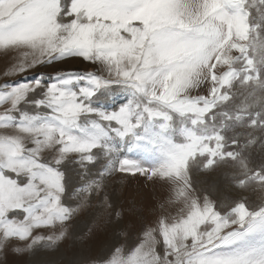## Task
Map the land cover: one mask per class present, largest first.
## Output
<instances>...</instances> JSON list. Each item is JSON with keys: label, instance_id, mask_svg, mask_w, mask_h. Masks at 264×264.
<instances>
[{"label": "snow or ice", "instance_id": "1", "mask_svg": "<svg viewBox=\"0 0 264 264\" xmlns=\"http://www.w3.org/2000/svg\"><path fill=\"white\" fill-rule=\"evenodd\" d=\"M0 50L19 77L0 83V254L54 247L92 200L115 228L117 172L171 193L154 226L89 264H264V199L217 205L190 179L227 166L238 188L264 190L251 158L264 148V0H0ZM74 60L87 67L63 68ZM68 164L89 177L71 190Z\"/></svg>", "mask_w": 264, "mask_h": 264}, {"label": "rangeland", "instance_id": "2", "mask_svg": "<svg viewBox=\"0 0 264 264\" xmlns=\"http://www.w3.org/2000/svg\"><path fill=\"white\" fill-rule=\"evenodd\" d=\"M14 52L5 53L0 50V83L6 79L19 77H5L4 72L14 62ZM87 62L74 60L63 65L67 71H83ZM50 73L51 67L37 68L26 74L28 79H34L40 72ZM125 97L117 96L114 105L123 103ZM142 154H134L140 159ZM251 158L255 161L264 159V148L259 143L251 149ZM93 172L96 170L93 169ZM231 172L227 166L215 170H200L193 168L190 171L192 187L200 195H207L217 205L223 204L222 196L232 198L231 204L241 199H247L251 206L259 205L264 199V190L257 188L240 189L229 179ZM94 178V177H93ZM89 177L82 176L79 167L68 164L66 182L69 189L83 185ZM107 191L111 194L110 202H114L116 211L122 213L121 223L114 228V217L110 216L112 209L102 207L99 200H92L90 205L83 208L76 216L75 222L69 228V234L54 247H48L46 242L34 246L31 252L17 255L11 248L6 254H0V264H89V257L97 258L108 252L113 245L127 247L138 237L142 236L141 223L154 226L160 214L159 205L169 198L171 188L168 183L149 181L137 174L130 176L114 172L107 181ZM221 194V197H220ZM75 207L77 200L71 201ZM179 205L169 206L168 214L175 215ZM42 234L50 235L51 229L41 230ZM124 233L128 235L125 236Z\"/></svg>", "mask_w": 264, "mask_h": 264}, {"label": "bare ground", "instance_id": "3", "mask_svg": "<svg viewBox=\"0 0 264 264\" xmlns=\"http://www.w3.org/2000/svg\"><path fill=\"white\" fill-rule=\"evenodd\" d=\"M220 197H221V194H220ZM231 200H232V198L228 197L227 195L226 196H222V198H221V201L225 205H230L231 204Z\"/></svg>", "mask_w": 264, "mask_h": 264}]
</instances>
